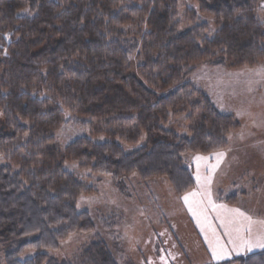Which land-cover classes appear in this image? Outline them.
Returning <instances> with one entry per match:
<instances>
[{
    "label": "trees",
    "instance_id": "1",
    "mask_svg": "<svg viewBox=\"0 0 264 264\" xmlns=\"http://www.w3.org/2000/svg\"><path fill=\"white\" fill-rule=\"evenodd\" d=\"M191 1L197 10L183 16L178 0H0V154L9 164L0 168L4 264H117L100 240L73 262L47 254L95 230L76 207L91 190L67 162L118 187L135 175L165 178L183 197L195 187L186 157L227 148L238 123L186 78L201 65L264 66L257 17L264 0ZM135 55L143 63L131 76ZM172 113L188 114L190 138L167 126ZM65 114L85 130L99 124L107 141L83 138L61 151L55 133ZM142 137L130 154L119 144L137 147ZM235 197L222 202L233 206ZM28 252L36 254L22 261ZM223 264H264V250Z\"/></svg>",
    "mask_w": 264,
    "mask_h": 264
},
{
    "label": "rangeland",
    "instance_id": "2",
    "mask_svg": "<svg viewBox=\"0 0 264 264\" xmlns=\"http://www.w3.org/2000/svg\"><path fill=\"white\" fill-rule=\"evenodd\" d=\"M178 3L180 15L184 16L188 9L197 10L191 0H178ZM257 17L264 20V2ZM183 21L184 26H190L186 19ZM212 32H216L214 28ZM141 63L143 59L135 55L128 74L134 75L136 65ZM186 83L239 125L228 136L225 150L189 155L184 160L195 182L193 191L185 195L188 202L185 196L175 195L165 178L144 182L135 175L123 179L118 187L110 177L92 175L81 171L76 163L67 162L65 169L91 190L89 195L79 198L76 207L78 212L89 214L95 230L91 234L71 236L57 251L48 252L49 256L73 262L84 247L96 240L106 245L117 264H223L264 250L259 246L264 244V219L260 217H264V66L235 72L201 65L186 78ZM170 116L167 126L177 129L179 136L190 138L188 114ZM100 131L103 130L99 124L93 130L78 127L74 117L65 114L55 138L59 149L64 151L83 138L106 142L107 137L98 134ZM119 144L130 154L143 146L145 139L142 137L137 147ZM219 153L223 156L216 155ZM197 157L206 159L197 161ZM4 166L9 164L4 154H0V168ZM234 196L235 205L222 202ZM243 199L248 203L238 204ZM234 210L251 217V225ZM222 220L233 221L229 225L231 238L222 227ZM212 228L230 258L213 256L209 247V241L215 245ZM238 234L251 241L252 247L241 246L238 239L230 243ZM35 254L28 252L21 260L31 259ZM0 264H4L1 248Z\"/></svg>",
    "mask_w": 264,
    "mask_h": 264
},
{
    "label": "snow or ice",
    "instance_id": "3",
    "mask_svg": "<svg viewBox=\"0 0 264 264\" xmlns=\"http://www.w3.org/2000/svg\"><path fill=\"white\" fill-rule=\"evenodd\" d=\"M216 155L223 156V153H219ZM196 159H197V161H199L201 159H206V158L197 157ZM213 170H214V168H213ZM197 179L199 180L200 177L197 176ZM184 199H185V202L187 203L188 197L185 196ZM190 210H192V209L190 208ZM234 211L237 212V214L239 216H244V218L249 221V225H251V222H252L251 217L245 216V214L242 212H239V210H234ZM231 223H233V221H227V222H225L224 220L221 221L222 227L225 228L226 233L229 235L230 238L232 237V232L229 230V225ZM236 231H237V233H239V229H237ZM247 231H249V232L251 231L250 226L247 228ZM212 234H213V237H215V245H213V243L211 241H209V247L212 248V250H213V256L217 259H220L221 257H229V253L226 251V246L223 243H221L220 238L216 235L215 228H212ZM205 238H206V240L209 239L207 236ZM236 239L240 240L241 246H245V247H249V248L252 247V242L249 240H245L243 237L239 236V234L237 235V237L235 239H230V243L234 244L236 242ZM259 246L264 247V244H260Z\"/></svg>",
    "mask_w": 264,
    "mask_h": 264
},
{
    "label": "crops",
    "instance_id": "4",
    "mask_svg": "<svg viewBox=\"0 0 264 264\" xmlns=\"http://www.w3.org/2000/svg\"><path fill=\"white\" fill-rule=\"evenodd\" d=\"M243 203H248L247 200H240L238 204H243ZM260 217H262L264 219V217L262 215H260Z\"/></svg>",
    "mask_w": 264,
    "mask_h": 264
}]
</instances>
